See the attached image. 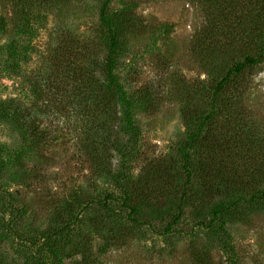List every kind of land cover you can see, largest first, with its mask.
Instances as JSON below:
<instances>
[{"label":"rangeland","instance_id":"374dc122","mask_svg":"<svg viewBox=\"0 0 264 264\" xmlns=\"http://www.w3.org/2000/svg\"><path fill=\"white\" fill-rule=\"evenodd\" d=\"M6 1L0 0V18L5 21L0 23V102L12 101L14 108L24 106L34 118L37 111H45L47 133L45 140L36 141L0 117V148L5 156L0 157L3 218L14 215L7 206L8 196L18 209L16 230L23 238H33L62 224L69 217L66 210L74 206L78 217L71 225L70 239L58 242L61 256L53 264H226L219 245L199 229L188 237L157 235L145 226L128 222L127 210L119 208L118 203V209L110 213L94 202L86 207L82 202L85 198L100 201L106 194L121 193L102 172L121 168L129 177L121 176L119 181L126 187L136 185L137 190L142 181L155 178L156 184L160 182L153 170L174 168L177 147L186 136V119L206 107L205 89L216 77L204 63L208 39L203 40V35L214 28L218 16L223 17L222 10H230H218L211 0H129L144 26L127 36L117 59L116 74L126 89L149 87L154 103L149 111L134 116L138 130L134 144L120 120L118 124L104 116L106 132L101 141L96 138L93 151L81 129L86 124L85 117L78 115L74 106L66 105L68 91L63 87L70 91L71 82L62 77L58 79L60 85L48 73L53 76L56 64L63 65L65 61L75 60L77 65L87 66L102 57L104 42L98 12L103 0H35L32 12L38 14L29 26L18 23ZM122 1L112 0L110 9L117 11ZM233 19L232 16L228 21ZM164 23L170 26L166 34L155 29ZM242 88L243 105L264 133V63L245 72ZM89 121L95 122L96 118ZM111 125H118L117 136V131L109 130ZM106 138L111 143L117 139L120 147L116 143L109 152L111 143ZM259 139L264 146V135ZM121 152L126 155V164ZM95 154H103L100 163L95 164ZM107 158H111V165L102 169L107 166ZM227 158V152H220L221 162ZM254 163L244 161L240 165L257 166ZM151 166L156 168L151 170ZM176 170L172 176L164 174L168 187L164 195L169 197L159 200L160 207L178 200L172 187L178 176ZM194 188H200L198 181L192 185ZM193 214L189 209L179 227L191 230L197 220ZM162 219L152 217L151 221L160 227L168 221L161 222ZM226 227L237 260L242 264H264V208L240 207ZM3 235L0 264H25L24 258L37 256L35 247L7 232Z\"/></svg>","mask_w":264,"mask_h":264},{"label":"trees","instance_id":"16d2710c","mask_svg":"<svg viewBox=\"0 0 264 264\" xmlns=\"http://www.w3.org/2000/svg\"><path fill=\"white\" fill-rule=\"evenodd\" d=\"M34 1L7 0L6 3L16 15L18 23L29 26L34 15L38 14L32 12ZM111 1L103 0L98 12L104 42L102 57L98 61L86 63L87 66L77 65L75 60L65 61L63 65L56 64L53 76L48 73L56 80L67 77L71 82L70 91L67 86L63 87L68 91L66 105L71 108L74 106L79 112L78 115L85 117L88 126L84 124L81 129L86 136V142H90L89 148L93 151L96 138H100L101 141L106 132L104 125L107 121L104 120V116L118 124L120 120L124 131L131 133L134 144L138 134L134 116L138 112L149 111L154 103L149 87L140 90L126 89L116 74L117 59L122 47L125 46L127 36L133 34L134 29H141L144 24L138 14L133 13L132 1L123 0L117 11L110 9ZM211 3L216 5L218 10L228 8L230 11L222 10L225 11L223 17L218 16V20L213 24L214 28L205 29L203 35V40L208 39L204 63L207 62L208 72L215 71L216 77L214 83L205 89L206 94L203 98L206 107L197 109L193 115L189 114L186 119L185 139L177 147L173 167L177 169L178 176L175 178L176 184L172 186L176 189L174 192L178 196L177 202H171V206H158L159 200L169 197L164 195L168 193V187L163 177L172 176L174 168L164 166L153 170L156 167L151 166L150 169L156 174V180L160 182L156 184L155 178L147 182L142 181L136 190V185L126 187V183L119 181V177L127 176L121 168L111 169L105 173L98 166L97 169L103 173V177L111 179L121 193L117 196L106 194L100 201L85 198L82 205L86 207L94 202L100 208L114 213L118 209L116 208L118 203L119 208L127 210L125 219L128 222L134 226H145L157 235L188 237L191 233L197 234L195 229H199L211 235L219 245L226 255V264H242L237 260L238 255L230 241L231 236L226 224L240 207L264 208V158H261L264 156L262 151L264 146L259 139L264 133L260 132V126L251 120L242 100L245 72H250L264 63V0H211ZM232 16L234 19L228 21ZM0 23H5L2 17ZM155 29L166 34L170 26L164 23ZM59 84L61 85V82ZM12 103L0 102V117L25 130L34 140L39 142L42 138L45 140L47 127L43 119L46 112L37 111L35 118L30 117L32 111L26 112L24 106L14 108ZM90 118H96V121H89ZM117 127L118 125L109 127V130L117 131L114 132L116 136ZM108 142L111 143L110 140ZM116 143L119 144L120 141L117 139L112 141L109 152L114 150L113 146ZM2 151L4 150L0 148V157L4 159ZM218 152L219 154L227 152V161L221 162ZM121 153V160L126 164V155L124 152ZM260 154L261 157L258 158ZM102 155H94L95 164L100 163ZM110 159L107 158V166L102 169L111 165H108ZM244 161L251 164L256 162L254 164L257 166L250 164L246 167L241 166ZM195 181L200 185L198 191L196 188L191 189ZM6 201L8 209L12 210V213L14 211V215L3 218L4 212L0 207V236L7 232L13 238L36 248L37 256L26 257L23 263L53 264L61 256L58 242L65 238L70 239L69 235L73 229L71 225L78 217V210L76 211L74 206L69 207L66 210L69 217L67 216L62 224L41 232L37 237L23 238L15 228L18 209L11 204L10 197L7 196ZM112 201L116 202L112 204ZM189 209L193 211L197 220L191 230L187 231L179 225L181 218ZM152 217L163 218L161 222L168 221L158 227L154 226Z\"/></svg>","mask_w":264,"mask_h":264}]
</instances>
